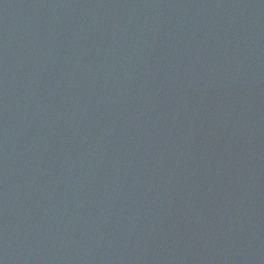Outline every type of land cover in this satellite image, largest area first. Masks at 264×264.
Segmentation results:
<instances>
[{"label":"water","instance_id":"water-1","mask_svg":"<svg viewBox=\"0 0 264 264\" xmlns=\"http://www.w3.org/2000/svg\"><path fill=\"white\" fill-rule=\"evenodd\" d=\"M0 264H264V0H0Z\"/></svg>","mask_w":264,"mask_h":264}]
</instances>
